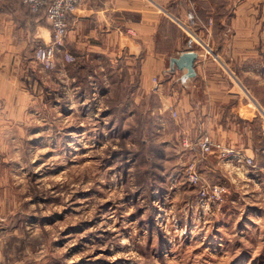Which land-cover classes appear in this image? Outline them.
Masks as SVG:
<instances>
[{
	"label": "rangeland",
	"instance_id": "rangeland-1",
	"mask_svg": "<svg viewBox=\"0 0 264 264\" xmlns=\"http://www.w3.org/2000/svg\"><path fill=\"white\" fill-rule=\"evenodd\" d=\"M113 76L7 141L0 264H264V176L201 153L157 96Z\"/></svg>",
	"mask_w": 264,
	"mask_h": 264
},
{
	"label": "crops",
	"instance_id": "crops-1",
	"mask_svg": "<svg viewBox=\"0 0 264 264\" xmlns=\"http://www.w3.org/2000/svg\"><path fill=\"white\" fill-rule=\"evenodd\" d=\"M49 38L46 19L33 20L20 0H0V155L45 118L41 111L73 103L72 90L125 71L138 96L155 95L159 112L171 111L183 137L208 136L218 152L262 160L264 0H80L62 46L74 59L59 52L53 69L38 66L33 50ZM185 50L196 52L192 76L170 64ZM243 162L262 180L264 163Z\"/></svg>",
	"mask_w": 264,
	"mask_h": 264
},
{
	"label": "built area",
	"instance_id": "built-area-1",
	"mask_svg": "<svg viewBox=\"0 0 264 264\" xmlns=\"http://www.w3.org/2000/svg\"><path fill=\"white\" fill-rule=\"evenodd\" d=\"M79 1L80 0H20V3L30 11L43 9L44 18L49 25V41L37 45L33 50V58L38 66L48 70L53 69L56 66V59L59 52L63 53L66 62L74 59V56L68 50H62V46L68 31L67 19L71 13H73ZM194 145L201 153L211 152L214 146L208 136L196 137L194 139ZM220 152H222L224 160L229 158L227 160L229 164L237 160L238 162L244 163L243 161H245L249 165H254L251 157H242L231 149L222 148ZM185 175L189 183L196 184L198 182V174L194 169V163L187 166ZM222 189L221 186L215 187L213 191L210 189V194L214 197H218ZM204 193H208L206 188L200 190V195L208 197L204 196Z\"/></svg>",
	"mask_w": 264,
	"mask_h": 264
},
{
	"label": "water",
	"instance_id": "water-1",
	"mask_svg": "<svg viewBox=\"0 0 264 264\" xmlns=\"http://www.w3.org/2000/svg\"><path fill=\"white\" fill-rule=\"evenodd\" d=\"M196 59V52L194 50H185L178 56L170 59L171 67L175 66L178 69H186V75H194V60Z\"/></svg>",
	"mask_w": 264,
	"mask_h": 264
},
{
	"label": "trees",
	"instance_id": "trees-1",
	"mask_svg": "<svg viewBox=\"0 0 264 264\" xmlns=\"http://www.w3.org/2000/svg\"><path fill=\"white\" fill-rule=\"evenodd\" d=\"M29 14L31 15V17H32L33 20L40 19L41 17L44 18V11H43V9H40V10H38V11H30V10H29ZM44 19H45V18H44ZM67 21H69V17H68ZM191 43H192V40H191V39H188V41H186V43H184L183 47H184L185 49H189L190 46L192 45ZM133 86H135V85H132V87H133ZM140 142H141L142 144H145V143H146L145 141H142V139H140ZM146 145H147V144H145V146H146ZM145 146H144V147H145ZM147 147H149V146L147 145ZM146 157H150V159H151V158H152V155H150V153H149V154L146 155Z\"/></svg>",
	"mask_w": 264,
	"mask_h": 264
}]
</instances>
